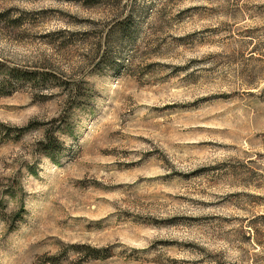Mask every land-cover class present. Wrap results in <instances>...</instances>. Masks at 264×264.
Instances as JSON below:
<instances>
[{
	"label": "rangeland",
	"instance_id": "374dc122",
	"mask_svg": "<svg viewBox=\"0 0 264 264\" xmlns=\"http://www.w3.org/2000/svg\"><path fill=\"white\" fill-rule=\"evenodd\" d=\"M2 65L0 264H264V0H0Z\"/></svg>",
	"mask_w": 264,
	"mask_h": 264
},
{
	"label": "trees",
	"instance_id": "16d2710c",
	"mask_svg": "<svg viewBox=\"0 0 264 264\" xmlns=\"http://www.w3.org/2000/svg\"><path fill=\"white\" fill-rule=\"evenodd\" d=\"M5 73L7 75V79L4 80L5 83H32L36 87H40L45 83L52 81L50 78H54V76L41 72V71H34V70H27L22 68H8L5 65H2L0 68V73ZM14 83V84H15ZM70 89V87L68 88ZM26 129L21 130L24 131ZM49 261L51 264H54L52 259Z\"/></svg>",
	"mask_w": 264,
	"mask_h": 264
}]
</instances>
